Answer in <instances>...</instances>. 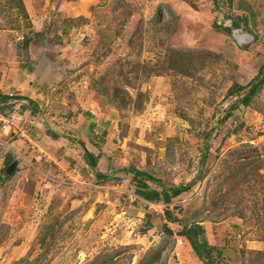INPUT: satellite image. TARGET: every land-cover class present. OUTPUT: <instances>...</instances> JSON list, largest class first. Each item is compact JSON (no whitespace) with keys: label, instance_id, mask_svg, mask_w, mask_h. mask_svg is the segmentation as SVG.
I'll list each match as a JSON object with an SVG mask.
<instances>
[{"label":"rangeland","instance_id":"1","mask_svg":"<svg viewBox=\"0 0 264 264\" xmlns=\"http://www.w3.org/2000/svg\"><path fill=\"white\" fill-rule=\"evenodd\" d=\"M28 64L40 130L0 109V264H203L163 230L193 222L213 264H264V0H0V95ZM129 167L191 183L176 222Z\"/></svg>","mask_w":264,"mask_h":264},{"label":"trees","instance_id":"2","mask_svg":"<svg viewBox=\"0 0 264 264\" xmlns=\"http://www.w3.org/2000/svg\"><path fill=\"white\" fill-rule=\"evenodd\" d=\"M213 1H215V0H213ZM230 26L231 27L237 26V23L234 19L232 20V24ZM224 28L226 31H229L230 30L229 24H224ZM27 43H29V40L26 37L25 39H23L22 44L24 46H26ZM259 72H260V69H259ZM257 75H258V73H257ZM237 87H238V89L242 88V86H237ZM253 90H254L253 87H251V89L246 94L241 95V96L238 95L240 97H238L236 99V101H234V103L229 107L227 113H230L233 109H235L239 105V103L247 104V102L250 100V96H251ZM236 94H238V93H236ZM20 100L26 101L25 105L23 104V108H30L31 111L38 110V106L35 103V101H33L32 99H30L27 96L19 95V94H17V95H14V94L0 95V109H4V108L11 109L14 106L13 102L14 101H20ZM11 101H13V102H11ZM2 105L5 107H1ZM91 124H92V126L94 125L93 123H90V126H91ZM89 129H91V128H89ZM82 145H83V149H84V153H85V160L89 163V165L92 168L96 169L95 166L97 165V163L99 161V155L89 151L83 143H82ZM10 161H11V158L9 155H7L4 158V163L9 164ZM121 170L125 171L127 173H131L133 175V178L135 180L136 187H137V189H135V192L138 195H140L141 197H143L146 200L161 201L164 204V214H165L166 220H169L172 222H176L178 220L176 217L173 216V213H172V211L168 205L171 202L172 197L178 195L179 193H181L185 190H188L191 183H189L187 185H179V186L175 185L172 187H165L161 184L159 179L152 177L151 175H149L146 172H142V171H139L138 169H134V168H130V167L129 168H123ZM2 171L4 172L5 169H2ZM6 176H8V175H6ZM96 176L100 180L108 178V175H106L104 173H100V172H97ZM0 178H2V175H0ZM147 180H151L154 183H156L158 186V189H154V188L150 187L147 183ZM163 230L170 233V234H176L178 236L184 237L192 249V255L194 257H196L197 259H199L203 264H213V259H214L213 251L217 250L218 253L220 252L218 247L208 243L206 236H205V228L203 225H201L198 222L190 223L187 225V227L177 229L176 231H173L166 223H164Z\"/></svg>","mask_w":264,"mask_h":264},{"label":"crops","instance_id":"3","mask_svg":"<svg viewBox=\"0 0 264 264\" xmlns=\"http://www.w3.org/2000/svg\"><path fill=\"white\" fill-rule=\"evenodd\" d=\"M27 67H28V70H29V73H26V71L25 70H22L23 72H21L20 73V76L24 79V80H21V82H16V81H14L13 83H14V85H11L10 86V89L9 90H7V92H2L1 91V93L2 94H14V95H17L16 93H15V91H18V89H20L21 91H22V94L24 95V96H29V98H31L33 101H35V103L37 104V106H39L40 107V105H39V103H38V100H37V97H34V95H35V93H37V92H35V87H36V83L38 82V78H40V77H37V69H36V66L35 65H30V64H28L27 65ZM35 77V81H34V83H31V84H28V83H30V80H31V78H34ZM12 83V82H11ZM20 91V92H21ZM19 95H21V94H19ZM37 95V94H36ZM15 114V116L16 115H18L19 117H22V116H24V117H27V116H29L28 114H32V111H31V109L30 108H24L23 110H21V111H18V112H14ZM1 118H0V121L3 119V118H5L4 116H0ZM5 119H7V118H5ZM8 120V119H7ZM34 120L36 121V119H35V116L32 114V118L29 120V122H31L32 124H33V122H34ZM36 123V127H34V128H37V130L40 128L39 127V123L36 121L35 122ZM34 123V124H35ZM90 128V127H89ZM88 128V129H89ZM12 130H14V129H12ZM40 130V129H39ZM23 134V133H22ZM25 136V135H24ZM34 136V135H33ZM32 136V137H33ZM26 138H27V140H29V141H31L32 139L30 138V137H28L27 135L25 136ZM55 141V140H54ZM13 144V143H12ZM15 152V151H14ZM15 153H18L17 151L15 152ZM93 153H95V152H93ZM95 154H98V153H95ZM99 155V154H98ZM100 156V155H99ZM140 196V195H139ZM147 201H149V200H147Z\"/></svg>","mask_w":264,"mask_h":264},{"label":"built area","instance_id":"4","mask_svg":"<svg viewBox=\"0 0 264 264\" xmlns=\"http://www.w3.org/2000/svg\"><path fill=\"white\" fill-rule=\"evenodd\" d=\"M2 121H3L4 127H6V125H5L6 120L5 119H2Z\"/></svg>","mask_w":264,"mask_h":264},{"label":"water","instance_id":"5","mask_svg":"<svg viewBox=\"0 0 264 264\" xmlns=\"http://www.w3.org/2000/svg\"><path fill=\"white\" fill-rule=\"evenodd\" d=\"M13 164H14V163H13ZM13 164H12V165H13ZM10 167H11V165H10Z\"/></svg>","mask_w":264,"mask_h":264}]
</instances>
